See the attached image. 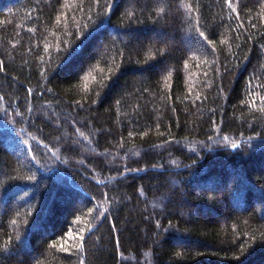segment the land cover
Returning a JSON list of instances; mask_svg holds the SVG:
<instances>
[{
    "label": "trees",
    "instance_id": "16d2710c",
    "mask_svg": "<svg viewBox=\"0 0 264 264\" xmlns=\"http://www.w3.org/2000/svg\"><path fill=\"white\" fill-rule=\"evenodd\" d=\"M0 264H264V0H0Z\"/></svg>",
    "mask_w": 264,
    "mask_h": 264
}]
</instances>
